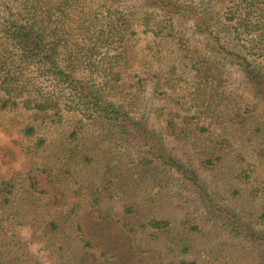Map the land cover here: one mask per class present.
Returning a JSON list of instances; mask_svg holds the SVG:
<instances>
[{
  "label": "rangeland",
  "instance_id": "rangeland-1",
  "mask_svg": "<svg viewBox=\"0 0 264 264\" xmlns=\"http://www.w3.org/2000/svg\"><path fill=\"white\" fill-rule=\"evenodd\" d=\"M27 1L5 4L26 11ZM119 1L73 3L87 15L102 17L105 4L117 23L127 18L122 33L127 47L113 66V72L121 70L117 88L103 91L132 115L147 118L182 167L162 163L148 146L76 110L62 108L61 119L52 122L20 105L1 107L0 99V259L7 264H264V242L234 236L215 219L204 196L264 231V97L231 58L216 53L213 38L196 30L191 14L196 0H173L184 7L178 12L143 0ZM230 4L214 0L208 9L218 18ZM220 36L230 44V34ZM117 44L110 54L118 52ZM236 46L233 50L241 49ZM205 56L217 60L210 65L214 80L201 72L204 61L200 70L191 65V58ZM251 56L264 66V58ZM139 76L144 89L136 82ZM37 82L43 91L51 89L44 75ZM184 116L192 117L195 129L190 141L165 127L167 119L180 122ZM151 218L171 224L154 233L147 225Z\"/></svg>",
  "mask_w": 264,
  "mask_h": 264
},
{
  "label": "trees",
  "instance_id": "trees-1",
  "mask_svg": "<svg viewBox=\"0 0 264 264\" xmlns=\"http://www.w3.org/2000/svg\"><path fill=\"white\" fill-rule=\"evenodd\" d=\"M5 1L8 4L9 0L0 2L1 6L4 5V8L0 9L1 107L20 105L23 109L33 111L35 117H49L52 122L61 119L62 108L76 110L89 121L99 119L106 126L116 127L120 134L129 135L137 143L148 146L147 151L162 163L168 166L180 164L179 160L164 149L162 137H159L147 118L142 114L138 117L132 115L130 111L133 110L122 102L108 99L105 95L109 92L103 91H110V87L114 90L117 88L121 70L113 72V66L116 65L115 61L123 56L124 48L127 47L122 45V33L126 24L128 25L127 18L117 23L111 17V7L105 4L100 6L103 7L100 8L102 11L99 10L102 17L98 18V13L87 15L78 11L73 4L75 0H48L47 4L42 0H28L26 5H23L26 11L12 10ZM125 1L128 0H120L116 4L121 5ZM143 1L168 12L172 9L178 12L184 8L173 0ZM225 1L231 4L218 18L210 14L208 9L214 0L191 2V14L196 30L206 32L205 34L213 38L217 48V52L214 51L231 58L230 60L240 68L251 89L264 97V66L256 63V57L251 56L259 55L264 58V0ZM221 31H224L225 35L230 34L226 36L227 39L231 38L230 46L226 38H221ZM114 41L118 43V52L110 54L109 49ZM236 45L241 49L233 50ZM121 46L123 49L120 50ZM225 56L223 55L222 59ZM203 61L205 64L200 65L201 72L205 78L214 80L216 77L210 72V65L217 63L216 59L211 60L209 56L199 60L191 58V65L195 70H200L197 65ZM80 68H83L85 73L80 74ZM31 72L33 75L27 76ZM40 75L50 81L51 89L43 91L38 85L37 79ZM143 80L140 76L136 78L137 83L141 82L142 89L145 87ZM152 85L154 88L156 83ZM131 98L125 96L126 101L130 102ZM191 118L184 116L180 122L169 118L165 127L172 135L190 141L191 135L195 133V129H191ZM179 123H182V126H179ZM198 128L205 129L203 126ZM31 130L29 127L25 131ZM205 160L208 164L211 163L208 156H205ZM179 166L182 167L181 164ZM186 176L191 180L189 174ZM204 196L215 219L221 225H227L234 236L264 242L263 230L250 228L240 219L239 214L214 204L208 194ZM92 197L93 202L100 199L98 194ZM127 210L130 211L131 208ZM170 224L171 222L165 219L151 218L147 221L148 227L152 228L154 233ZM0 264L7 263L0 259ZM176 264L197 263L194 260H179Z\"/></svg>",
  "mask_w": 264,
  "mask_h": 264
}]
</instances>
